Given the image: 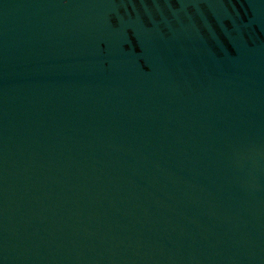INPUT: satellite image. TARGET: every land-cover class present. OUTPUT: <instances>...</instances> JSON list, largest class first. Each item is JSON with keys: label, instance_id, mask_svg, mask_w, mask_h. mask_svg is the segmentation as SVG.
<instances>
[{"label": "water", "instance_id": "obj_1", "mask_svg": "<svg viewBox=\"0 0 264 264\" xmlns=\"http://www.w3.org/2000/svg\"><path fill=\"white\" fill-rule=\"evenodd\" d=\"M0 264H264V0H0Z\"/></svg>", "mask_w": 264, "mask_h": 264}, {"label": "snow or ice", "instance_id": "obj_2", "mask_svg": "<svg viewBox=\"0 0 264 264\" xmlns=\"http://www.w3.org/2000/svg\"><path fill=\"white\" fill-rule=\"evenodd\" d=\"M227 23V22H226ZM128 39L131 43H135V37L134 35L131 33V31L129 30V34H128Z\"/></svg>", "mask_w": 264, "mask_h": 264}]
</instances>
